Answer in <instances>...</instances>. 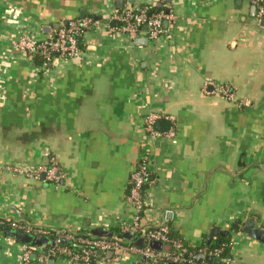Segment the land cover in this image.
<instances>
[{"label": "crops", "instance_id": "1", "mask_svg": "<svg viewBox=\"0 0 264 264\" xmlns=\"http://www.w3.org/2000/svg\"><path fill=\"white\" fill-rule=\"evenodd\" d=\"M162 3L175 20L157 40H130L113 34L116 22L106 24L114 9ZM82 17L97 25L77 58L45 66L13 47L20 36L44 39ZM214 84L228 85L236 102L205 93ZM151 113L160 116L157 131L175 135L151 138ZM53 158L64 172L59 187L12 171ZM143 160L150 179L141 228L160 225L170 210L186 253L223 248L232 264H264V243L243 231L246 220L264 231V17L256 7L249 0H0V221L76 234L99 229L132 241L122 233L136 216L127 189ZM214 228L230 235L208 243ZM22 253L23 245L0 235V264H67L40 259L44 247L29 263ZM140 259L97 253L93 264Z\"/></svg>", "mask_w": 264, "mask_h": 264}, {"label": "built area", "instance_id": "2", "mask_svg": "<svg viewBox=\"0 0 264 264\" xmlns=\"http://www.w3.org/2000/svg\"><path fill=\"white\" fill-rule=\"evenodd\" d=\"M164 1V0H161ZM257 9L259 19L264 17V0H249ZM175 20L172 9L166 3L162 6H132L114 9L107 21V25L116 22V27L111 31L126 36L130 40L137 39L140 35L145 34L151 41L168 34V25ZM97 22L92 17H82L71 19L67 24L61 26L54 34L44 39H38L31 35L20 36L13 42V47L30 58H39L46 66L57 60H71L81 55L82 48L79 38ZM207 94L218 95L228 101L236 102L235 95L231 88L226 84H214L212 91H206ZM243 106H249V100L240 103ZM160 118L158 114L151 113L145 118V131L153 139L160 136L171 138L174 132L161 133L155 129V123ZM12 171L16 174L28 178L40 179L44 175V182L59 187L64 172L59 163L53 158L48 166L23 167L13 166ZM150 179V172L147 160L139 162L132 170L129 178L127 199L135 209V219L133 224L125 226L122 233H127L133 237L137 236L143 240L159 241L163 244H169L170 250L157 251L152 249L148 244L139 246L133 241H125L115 237L96 236L91 234H76L67 230H57L50 227L33 226L30 224H21L18 222H9L14 229H21L26 233L34 236H47L50 240H55L56 244L50 247L44 246L46 256L40 255V259L49 263L50 259L64 257L67 264H93L98 251L103 253L112 252L115 256L121 258L128 255L136 257H145L147 263L166 262L174 264H232L227 257H222L223 248L204 249L201 252L212 259H218V262H201L195 263L192 260H186V246L179 238H172L171 227L168 224L167 216L172 211L166 210L163 223L155 227L143 229L139 225V214L144 209V193L147 183ZM66 241L73 246H67L63 243ZM38 250V247L23 245L22 258L25 263L30 262V257Z\"/></svg>", "mask_w": 264, "mask_h": 264}, {"label": "water", "instance_id": "3", "mask_svg": "<svg viewBox=\"0 0 264 264\" xmlns=\"http://www.w3.org/2000/svg\"><path fill=\"white\" fill-rule=\"evenodd\" d=\"M67 22L65 23V25ZM44 177V175H43ZM241 220H237L234 227L239 226ZM243 231L249 234L253 239L257 240L258 242L264 243V231L255 226V223L252 220H246ZM96 236H110L109 234H105L101 230H97L94 232ZM219 234L222 237H226L230 235V231H220L218 228H214L208 238V243H211L213 237ZM0 235L3 237L11 238L20 243L21 245H28L32 247H50L56 244L55 240H50L47 236H34L32 234L26 233L21 229H14L10 225H3L0 224ZM124 237L128 240L134 241L137 245L143 246L148 244L152 249L161 251L163 249V243L159 241H152L148 243V241L143 240L137 236L133 237L130 234H125ZM220 244V240H218ZM66 244V241H63ZM99 255H103L104 253L100 250L98 251ZM107 256H112V252H107ZM186 260H192L195 263L201 262H218V259H212L210 256H205L202 252H196L194 254L186 253L184 255ZM136 264H174V263H166V262H157V263H147L146 258L142 257ZM188 264V263H185Z\"/></svg>", "mask_w": 264, "mask_h": 264}, {"label": "trees", "instance_id": "4", "mask_svg": "<svg viewBox=\"0 0 264 264\" xmlns=\"http://www.w3.org/2000/svg\"><path fill=\"white\" fill-rule=\"evenodd\" d=\"M79 40H80V45H81V43H82V41H83V37L79 38ZM145 189H146V188H145ZM0 224H3V225H9V222H7V221H0ZM170 235H171L172 238H177V237H174V236H173L172 232L170 233ZM65 245L70 246V247L73 246V245H71L70 243H66ZM224 250H225V249H224ZM222 257H226V251H224Z\"/></svg>", "mask_w": 264, "mask_h": 264}]
</instances>
